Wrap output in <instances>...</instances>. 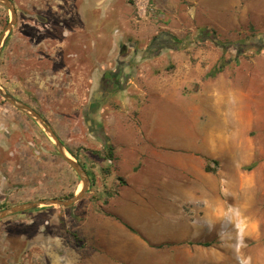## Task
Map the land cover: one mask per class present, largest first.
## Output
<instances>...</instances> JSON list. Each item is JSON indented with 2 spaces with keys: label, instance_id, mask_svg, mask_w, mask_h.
Here are the masks:
<instances>
[{
  "label": "rangeland",
  "instance_id": "374dc122",
  "mask_svg": "<svg viewBox=\"0 0 264 264\" xmlns=\"http://www.w3.org/2000/svg\"><path fill=\"white\" fill-rule=\"evenodd\" d=\"M12 1L0 83L46 118L91 186L72 206L0 220V264H264V0ZM10 19L0 4V36ZM167 34L178 48H151ZM240 39L259 52L238 55ZM120 62L125 89L93 103ZM221 65L223 78L210 75ZM162 81L232 85L235 148L220 142L212 158L154 145L144 125ZM80 185L44 128L0 95V210Z\"/></svg>",
  "mask_w": 264,
  "mask_h": 264
},
{
  "label": "crops",
  "instance_id": "0c3cea01",
  "mask_svg": "<svg viewBox=\"0 0 264 264\" xmlns=\"http://www.w3.org/2000/svg\"><path fill=\"white\" fill-rule=\"evenodd\" d=\"M223 75L221 72L218 78ZM238 100V93L228 83L219 88L211 85L209 90L202 83L199 90L190 91L162 81L147 104L149 115L145 118L149 119L144 128L148 139L161 148L193 150L206 156L209 152L210 157L218 158L214 150L219 143L229 142L233 149L241 133L243 110ZM220 125L231 129L223 131L217 128Z\"/></svg>",
  "mask_w": 264,
  "mask_h": 264
},
{
  "label": "water",
  "instance_id": "95a60500",
  "mask_svg": "<svg viewBox=\"0 0 264 264\" xmlns=\"http://www.w3.org/2000/svg\"><path fill=\"white\" fill-rule=\"evenodd\" d=\"M0 4L4 5L9 9L11 12V19L7 23L6 27L4 28L1 36H0V55L1 52L5 46V43L7 42L8 36L10 35L11 31L13 30V27L18 22V11L16 8L15 3L12 0H0ZM0 95L9 103H11L13 106H15L18 110L24 112L29 117L34 119L38 124H40L44 130L47 132V134L53 139L54 145L60 155L65 159L67 163L71 165V167L77 172L79 175L81 181H82V189L81 191L75 193L73 196L68 198H57V197H51V198H41L33 201H28L25 203H20L16 205H12L6 208H3L0 210V220L17 214L22 213L28 210L37 209L44 206H63V207H69L78 202L89 190L91 186V179L87 172V170L84 168V166L74 159L72 156H70L65 144L62 142L58 134L54 131L52 125L46 120V118L39 113L36 109H34L29 104L21 101L17 97H15L12 93H10L8 90H6L2 84L0 83Z\"/></svg>",
  "mask_w": 264,
  "mask_h": 264
},
{
  "label": "trees",
  "instance_id": "16d2710c",
  "mask_svg": "<svg viewBox=\"0 0 264 264\" xmlns=\"http://www.w3.org/2000/svg\"><path fill=\"white\" fill-rule=\"evenodd\" d=\"M204 32L206 33V34H208V35H205L206 37H211V39H212V41L213 42H215L216 44H222L220 41H219V39L217 38V34H216V32L214 31V30H212V31H209V29H204ZM210 32V33H209ZM160 39H166V40H168V39H172L173 40V43L171 42V41H169L168 40V42H170V44L171 45H168L169 47H172L173 49H175V48H178V44L179 43H181V41H180V39H178L176 36H172V35H170V34H167V36H165V37H163V36H157V37H155V39L152 41V45H151V48H155V44H158V40H160ZM223 44L225 45V46H227V45H231L232 43H224L223 42ZM235 45L238 47V55L241 53V52H244V51H247V50H254L255 48H254V42H248L247 40H245V39H240V40H238V41H236L235 42ZM263 45V43L261 44V46ZM153 48V49H154ZM255 52H259L258 50H256L255 49ZM236 62L237 63H239V59H237L236 60ZM127 66V64L126 63H124V62H120L119 63V66H118V68H117V71H110V72H106V73H104L103 74V76H102V79H101V82H100V89H99V91L95 94V96H97V97H94V98H92V100H95V98H99V97H101L103 94H102V92H103V90H105L106 88H107V85L110 87V88H115V89H117V81H118V79H119V77L121 76V74H122V72H123V70H124V67H126ZM224 68H225V66L224 65H221L220 67H218V68H215L211 73H210V75H214V76H216V75H218L219 73H221L223 70H224ZM108 87V88H109ZM115 89H113V90H115ZM110 149H112V146H110L109 147ZM214 163L215 164H218L219 163V161L218 160H215L214 161ZM205 170L207 171V172H215L216 171V169H214L213 167H211V166H209V165H206V167H205ZM71 196H73V194L71 195ZM106 202H107V199L105 200ZM129 228H131L129 225H127Z\"/></svg>",
  "mask_w": 264,
  "mask_h": 264
},
{
  "label": "flooded vegetation",
  "instance_id": "af4514ba",
  "mask_svg": "<svg viewBox=\"0 0 264 264\" xmlns=\"http://www.w3.org/2000/svg\"><path fill=\"white\" fill-rule=\"evenodd\" d=\"M169 41H171L172 43H173V40L171 39H168ZM168 40H166V39H160V40H158L159 42H158V44H155L154 46H155V48L154 49H158V48H160V49H162V48H164V47H166V48H168L169 46L168 45H171L170 44V42H168ZM164 42V43H163ZM167 43V44H166ZM101 79H102V77H101ZM101 79H100V82H101ZM126 83H127V81H126V77L124 76V72H122V74H121V76L119 77V79H118V81H117V89H115V88H110L108 85H107V88L105 89V90H103V92H102V96L101 97H99V98H95V100H92V102L93 103H100V102H103L105 99H107V97H109V96H115L118 92L117 91H119V90H124L125 89V87H126ZM109 87V88H108ZM99 89H100V84H99ZM99 89H98V91H99ZM113 89H115V90H113ZM97 91V92H98ZM96 94V93H95ZM95 94H94V96H93V98L94 97H97V96H95Z\"/></svg>",
  "mask_w": 264,
  "mask_h": 264
},
{
  "label": "bare ground",
  "instance_id": "6f19581e",
  "mask_svg": "<svg viewBox=\"0 0 264 264\" xmlns=\"http://www.w3.org/2000/svg\"><path fill=\"white\" fill-rule=\"evenodd\" d=\"M81 189H82V185L79 186V188H78V192L81 191Z\"/></svg>",
  "mask_w": 264,
  "mask_h": 264
}]
</instances>
